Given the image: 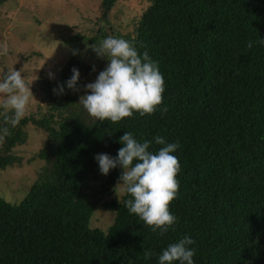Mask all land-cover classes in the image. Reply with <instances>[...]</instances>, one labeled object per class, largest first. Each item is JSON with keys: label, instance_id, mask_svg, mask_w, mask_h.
I'll use <instances>...</instances> for the list:
<instances>
[{"label": "trees", "instance_id": "16d2710c", "mask_svg": "<svg viewBox=\"0 0 264 264\" xmlns=\"http://www.w3.org/2000/svg\"><path fill=\"white\" fill-rule=\"evenodd\" d=\"M15 1L0 5L14 10ZM116 1L101 0L104 21ZM148 1L129 40L158 62L167 112L98 122L78 103L93 69L73 53L60 80L77 68L76 90L56 95L57 84L40 75L47 110L9 126L0 171L21 165L12 150L26 142L29 125L45 135L32 159L48 167L18 204L0 196V264H156V254L185 234L195 241V264H264V47H246L264 37V0ZM91 40L75 35L65 44L78 53ZM125 131L180 143V186L169 206L178 220L163 236L115 193L122 169L105 176L94 160L115 156ZM99 205L115 216L106 231L89 226Z\"/></svg>", "mask_w": 264, "mask_h": 264}, {"label": "clouds", "instance_id": "9594fccd", "mask_svg": "<svg viewBox=\"0 0 264 264\" xmlns=\"http://www.w3.org/2000/svg\"><path fill=\"white\" fill-rule=\"evenodd\" d=\"M254 46L264 47V37L247 41V48ZM91 48L97 58L105 59L107 64L94 81L83 85L85 92L79 96L78 103L90 116L111 124L133 116L134 112L140 116L151 115L159 108L163 118L168 110L167 105L162 104L164 77L158 62L147 50L141 52L132 41L114 35L92 44ZM71 73L63 84L58 83L53 88L54 94L62 95L65 87L77 89L80 72L73 67ZM48 76L55 78L51 71ZM32 96L21 70L12 68L0 78V111L4 114L0 139L9 133V126L15 127L24 118ZM117 142L121 147L115 156L94 155L98 170L106 176L112 169H122L115 189L128 197L124 201L128 212L135 214L153 233L163 236L174 229L178 220L169 206L180 186L177 178L180 163L176 155L180 143L168 142L160 135L151 140L137 139L131 131H125ZM153 144L159 147L151 150ZM194 244V239L187 234L177 238L156 254V264H195ZM153 254L151 249L143 251L145 258Z\"/></svg>", "mask_w": 264, "mask_h": 264}, {"label": "rangeland", "instance_id": "374dc122", "mask_svg": "<svg viewBox=\"0 0 264 264\" xmlns=\"http://www.w3.org/2000/svg\"><path fill=\"white\" fill-rule=\"evenodd\" d=\"M10 1V0H9ZM101 0H16L14 10L7 3L0 5V78L10 69L21 70L33 96L25 116L41 117L47 110L46 100L39 91L40 75L62 84L60 73L70 55L82 58L92 69L86 83L95 80L99 71L107 64L97 58L92 44H98L109 35L132 38L139 16L151 4L148 0H117L104 21L99 12ZM75 35L93 38L76 53L65 40ZM102 35V37H101ZM132 35V36H131ZM10 114V113H9ZM3 115L0 111V117ZM24 116V117H25ZM26 142L17 146L12 153L21 158L20 166H9L0 171V196L18 204L30 187L47 171L46 160L32 157L44 146L45 135L29 125L25 129ZM116 194H122L115 189ZM114 213L97 206L89 226L106 231L114 220Z\"/></svg>", "mask_w": 264, "mask_h": 264}]
</instances>
